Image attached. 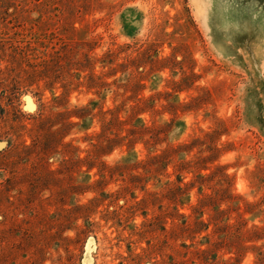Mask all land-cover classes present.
Returning a JSON list of instances; mask_svg holds the SVG:
<instances>
[{
    "label": "rangeland",
    "instance_id": "1",
    "mask_svg": "<svg viewBox=\"0 0 264 264\" xmlns=\"http://www.w3.org/2000/svg\"><path fill=\"white\" fill-rule=\"evenodd\" d=\"M0 264H264V0H0Z\"/></svg>",
    "mask_w": 264,
    "mask_h": 264
}]
</instances>
